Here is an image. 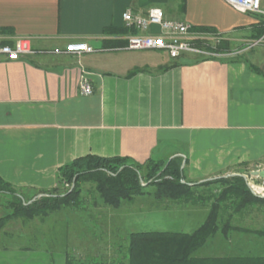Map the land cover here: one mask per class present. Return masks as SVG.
<instances>
[{"label":"crops","instance_id":"crops-1","mask_svg":"<svg viewBox=\"0 0 264 264\" xmlns=\"http://www.w3.org/2000/svg\"><path fill=\"white\" fill-rule=\"evenodd\" d=\"M152 7L168 20L225 36L231 47L263 31L259 16L240 13L224 0H0L3 43L28 37L35 51L18 61L0 56V177L5 182L19 192L42 195L58 186L62 167L88 156L122 157L140 165L175 159L193 185L254 165L264 169V63L254 53L252 61L245 58L254 48L177 59L164 51L125 50L126 38L139 32L125 27L123 14L146 16ZM71 42L87 43L96 52L64 54ZM82 77L91 82V96L81 93ZM164 213L136 219L120 213L131 228L124 236L191 234L206 221L188 217L198 218L197 226L164 230L171 221L187 222L168 214L173 219L161 223ZM93 223L81 220L78 234ZM246 234L241 226L227 235L220 231L196 252V264H255L259 260L250 258L264 257V247ZM72 256L66 249L14 248L0 250V264H74Z\"/></svg>","mask_w":264,"mask_h":264},{"label":"trees","instance_id":"trees-1","mask_svg":"<svg viewBox=\"0 0 264 264\" xmlns=\"http://www.w3.org/2000/svg\"><path fill=\"white\" fill-rule=\"evenodd\" d=\"M200 31L205 32L202 29ZM230 50L227 41L217 49L218 52ZM137 167H145L146 179L142 177ZM80 180H91L96 185V190L104 204L113 208H119L123 201H133L135 197L143 196L145 188L143 184L150 182L149 186L154 187L155 190L153 193H148L152 194L154 199L144 212L170 210V206L175 202L197 201L199 195H196V189L220 186L219 190L216 189V194L214 191L208 192L210 195L205 197L207 201H212L211 209L205 223L195 232L191 234L157 231L132 233L128 237L129 264H196L198 261L195 257L196 252L208 240L220 231L221 234L227 235L233 229L230 223L233 214L243 212L244 209L252 210V207L255 208L257 205H264V198L253 195L241 176L222 177L191 186L186 181L182 164L175 159L166 163L150 162L140 165L122 157L88 156L62 167L58 174L59 186L51 192L44 193L49 195L31 204H26L18 190L0 177V197L7 198L10 211L7 216L0 218V230L13 220L21 219L24 223L36 219L47 220L46 218L51 217L49 216L51 212L59 213L67 209L72 212L63 213L64 219L68 217L67 214L71 215L74 212L78 217L75 209H70V206L77 202ZM68 182L75 183L74 189L60 193L61 185ZM222 213H228L230 216L228 215V220L222 223L220 229L221 225L217 221ZM260 232L264 237V230ZM21 249L30 250V248ZM250 259L259 260L254 261L255 264H264V257Z\"/></svg>","mask_w":264,"mask_h":264},{"label":"rangeland","instance_id":"rangeland-1","mask_svg":"<svg viewBox=\"0 0 264 264\" xmlns=\"http://www.w3.org/2000/svg\"><path fill=\"white\" fill-rule=\"evenodd\" d=\"M155 31L157 30L155 29ZM247 43L248 42H245L244 45L240 46L233 45L232 47L230 45L231 50L223 51V53L235 55L237 52H241L243 48L247 47ZM253 53L256 61L259 60L258 62L263 64L264 46L256 47L253 51L249 52V54L247 53L245 55L246 60L249 59L252 61L253 58H251V55ZM254 166L241 169L231 176L243 177L251 193L257 197L264 198V180L259 177H251V172L261 171L263 169H261V165H258L259 167ZM138 170L141 171L142 177L146 179L147 173L145 167L138 168ZM215 180L217 179L204 181L202 183ZM149 184L150 182L143 184L145 187L143 196H137L133 201H123L119 208H113L104 204L103 199L96 190V185L91 180H80V194L78 195L77 202L70 206V209H75L79 215L78 217L75 216L74 212L70 217L68 216L69 218H67L66 221L63 218V213L72 212L67 209L59 213L51 212L49 214L51 217L46 218L47 220L36 219L29 223H24L21 219L10 221L4 229L0 230V250H4L2 248H7L5 250H12L19 247L24 249L33 247V249L35 248L39 251L49 250L51 252L66 249L73 255L72 262L74 264H79V262H77L79 259L83 261V264H129V241L124 235H126V230L130 227L126 225L123 220L125 215L120 216V213H131L134 219L140 218L141 215L147 213L144 211L151 206L154 199L153 195L148 192L153 193L155 190V188L150 187ZM188 184L194 186L190 182H188ZM74 186V182L72 184L69 182L63 183L60 187V193H66L68 190L71 191L74 189ZM257 186L260 188L259 191L255 190ZM219 188V185H214L196 189V195H199L197 201L195 200L194 202L187 203L173 202L174 204L170 206V210L160 209L173 217H183L187 219V222L184 220L180 221V223L183 224H180V226L178 221H171L167 226H163L164 230L179 231L181 228H194L197 226L196 224L198 221L196 219L198 218H194L195 220L191 218L190 221L188 217L202 216L207 219L212 201H207L205 197L209 196V193L212 191L216 194V189L219 190ZM18 193L24 197L26 204H31L41 197L49 195L44 193H42V195H36L34 193L27 194L19 191ZM8 205L7 198L0 197V218L7 216L10 212ZM168 214L164 213L161 223H163V220L167 221L173 219ZM228 215V213H222L221 218L219 217L217 222L221 225L220 229H222V223L228 220L230 216ZM97 217L98 219H102L103 223L99 225L95 224V222L93 223V219H97ZM87 219L93 223V227L90 226V230H86L87 233L78 234L80 233V229H82L79 222ZM148 223L153 224L150 226L156 227L158 221L153 222L149 220ZM185 223L186 225H184ZM230 223L233 229L236 228V226L245 228L247 233L245 237H254L253 239L256 240V242H261L263 245L262 247H264V237L261 236L262 233L260 232L264 230V205H257L255 208L252 207V210L250 208L247 210L244 209L243 212L236 213L235 215L233 214ZM133 224L135 228H139V223L136 224V222H134Z\"/></svg>","mask_w":264,"mask_h":264},{"label":"built area","instance_id":"built-area-1","mask_svg":"<svg viewBox=\"0 0 264 264\" xmlns=\"http://www.w3.org/2000/svg\"><path fill=\"white\" fill-rule=\"evenodd\" d=\"M224 1L240 13L257 15L261 18L263 34L259 38L248 42L246 44L247 47L243 48L241 52L264 46L263 0ZM123 20L127 29L139 32L130 34L126 38L125 50L164 51L173 59H177L183 54H192L205 58L228 55L217 51L218 47L227 40L225 36L196 30L188 22L168 20L163 10L158 7L150 8L146 16L134 15L128 10L123 14ZM94 52L96 50L84 42H71L67 45L65 51H63L64 54L73 56H81ZM33 54H35V51L31 47L30 38L17 37L14 39L13 44L9 45L4 44L3 39L0 37V56L5 60L18 61L22 57ZM80 89L84 96H91L93 94L91 82L87 77H82ZM256 188L255 190H260L258 186Z\"/></svg>","mask_w":264,"mask_h":264},{"label":"water","instance_id":"water-1","mask_svg":"<svg viewBox=\"0 0 264 264\" xmlns=\"http://www.w3.org/2000/svg\"><path fill=\"white\" fill-rule=\"evenodd\" d=\"M251 176L259 177L260 179L264 180V169L261 170V171H253V172H251Z\"/></svg>","mask_w":264,"mask_h":264}]
</instances>
